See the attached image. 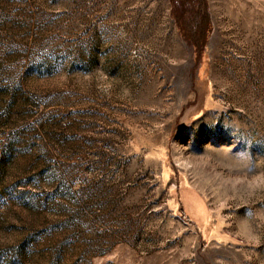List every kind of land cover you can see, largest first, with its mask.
<instances>
[{
  "label": "rangeland",
  "instance_id": "1",
  "mask_svg": "<svg viewBox=\"0 0 264 264\" xmlns=\"http://www.w3.org/2000/svg\"><path fill=\"white\" fill-rule=\"evenodd\" d=\"M0 0V264H264V0Z\"/></svg>",
  "mask_w": 264,
  "mask_h": 264
},
{
  "label": "trees",
  "instance_id": "2",
  "mask_svg": "<svg viewBox=\"0 0 264 264\" xmlns=\"http://www.w3.org/2000/svg\"><path fill=\"white\" fill-rule=\"evenodd\" d=\"M175 12L177 21H180L183 15H187L191 19L190 30L193 29L197 33L192 40L200 50L203 49L211 23L207 0H180Z\"/></svg>",
  "mask_w": 264,
  "mask_h": 264
}]
</instances>
